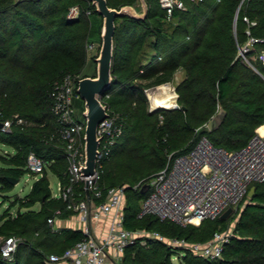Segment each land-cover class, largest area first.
I'll return each instance as SVG.
<instances>
[{"label":"trees","instance_id":"trees-1","mask_svg":"<svg viewBox=\"0 0 264 264\" xmlns=\"http://www.w3.org/2000/svg\"><path fill=\"white\" fill-rule=\"evenodd\" d=\"M146 1L145 18L115 19L113 79L101 99L109 115L118 117L123 131L105 161L99 183L104 192L113 185L126 186L127 228L206 241L215 231L228 228L238 210L227 219L217 216L180 225L154 214L139 217L140 201L149 190L145 185L166 165L169 154L189 150L202 134L217 146L239 149L264 123L260 57L264 42H255L246 52L247 59L239 53L248 36L246 29L264 38V0H246L238 13L241 0H186V7L176 8L169 19L158 0ZM107 2L114 7L136 6L138 0ZM75 5L79 14L69 17ZM87 9L96 12L89 0H0V121L12 120L15 114L32 121L24 125L14 119L9 131L0 127V146L11 148L0 152V191L12 189L9 176L20 178L28 171L29 151L47 163L30 191L16 195L11 203L18 204L16 215L0 216V247L5 237H20L12 259L3 257L0 250V264H46L49 254L62 253L83 237L81 229H53L49 223L56 209L65 211L67 203L52 196L47 174L51 171L61 183L69 182L65 142L54 133L57 122L50 91L66 74L76 77V87L78 79L88 75L82 72L90 34ZM179 69L185 72L176 84L179 107L151 109L144 93L146 81L169 82ZM219 105L226 116L216 129L208 130L205 123ZM75 190L85 196L82 181ZM36 202L41 203L38 210H21ZM177 253L180 264H264V181L255 183L220 258L210 260L141 236L115 264H174Z\"/></svg>","mask_w":264,"mask_h":264},{"label":"built area","instance_id":"built-area-1","mask_svg":"<svg viewBox=\"0 0 264 264\" xmlns=\"http://www.w3.org/2000/svg\"><path fill=\"white\" fill-rule=\"evenodd\" d=\"M241 0L238 9L243 2ZM165 10L167 18H171L176 8H185L186 0H158ZM92 12L85 11L86 15ZM79 8L72 6L69 17H77ZM247 22L248 18L245 17ZM247 39L240 46L239 53L247 59L246 52L257 41L264 38L250 34L246 29ZM94 43H87V48ZM260 57L264 62V51ZM76 87V77L66 74L57 80L51 91L54 118L57 122L55 134L64 141L65 156L68 162V183L59 184V198L67 203V208L78 213L82 222L83 237L62 253H51L45 258L46 264H115L122 258L127 246L133 244L141 236H149L167 242L174 247L188 249L194 254L207 259L220 258L225 244L233 234L232 227L223 231H215L206 241H187L182 237L166 238L157 231L144 229L131 230L124 225L125 185H113L103 191L99 183L105 161L109 159L112 147L123 131V125L116 115H108L98 124L101 136L95 172L90 176L81 174L80 167L84 162V130L85 120L74 116L72 96ZM173 107H179L176 101ZM151 103V109H154ZM15 119V120H14ZM30 125L32 121L15 114L13 119H6L2 130L9 131L12 122ZM264 125V123H263ZM197 130V129H196ZM47 163L33 150L26 156L28 171L41 176ZM88 180L90 195L80 197L75 185L81 181L85 189ZM264 181V132L256 129L255 134L239 149L227 150L217 146L206 135L202 134L195 145L187 151L173 156L169 155L166 165L157 171L149 180V190L140 201L138 216L154 214L160 219L170 220L180 225L198 224L204 218L220 216L227 208L233 213L247 197L250 186ZM91 197L95 202L91 206ZM60 210V209H59ZM57 210V212H59ZM103 216L110 218L105 234L98 238L92 229L91 220ZM49 223L53 218L48 219ZM20 237L10 235L3 239L0 250L3 257L12 259ZM142 243L145 239L140 240Z\"/></svg>","mask_w":264,"mask_h":264},{"label":"water","instance_id":"water-1","mask_svg":"<svg viewBox=\"0 0 264 264\" xmlns=\"http://www.w3.org/2000/svg\"><path fill=\"white\" fill-rule=\"evenodd\" d=\"M94 6L96 12L102 16L101 25V43L98 54L95 57L96 72L93 75H85L78 79L76 91L84 100L83 116L85 120L84 130V162L80 167L81 174L90 176L95 172L97 156L101 136L98 134V124L106 118L109 113L106 104L101 96L110 86L112 75V60L114 56V31L116 27L115 19L117 16H130L137 19L145 18L148 12L146 0H139L141 10L133 4H124L120 7H114L108 4L107 0H89ZM226 110L219 105L217 111L207 120L208 130L216 129L224 120ZM3 122L0 121V126ZM9 179L15 184L19 178L9 176ZM88 190V180L85 181ZM147 183L145 187L147 188ZM255 191V185H252L248 191L251 198ZM233 212V208H227L220 218L226 219Z\"/></svg>","mask_w":264,"mask_h":264},{"label":"rangeland","instance_id":"rangeland-1","mask_svg":"<svg viewBox=\"0 0 264 264\" xmlns=\"http://www.w3.org/2000/svg\"><path fill=\"white\" fill-rule=\"evenodd\" d=\"M140 7L139 2H137V8ZM94 16L97 15V12H94L93 14ZM92 16L91 19L94 17ZM83 73L85 74H94L96 72V62L95 59L92 56H88L85 66L83 67L82 70ZM164 83H170L171 88L174 89V84L170 81V82H154V81H146V85L144 88V93L146 94L148 100L150 97V100L153 102V100L151 99L152 97L150 96L149 90L153 89L157 86H160ZM72 106H73V110H74V116L79 119V120H84V116H83V110H84V100L81 98L80 95H76L73 94L72 96ZM158 109L160 108H164V107H156ZM10 150L11 148L5 146V145H1L0 146V152H5L6 150ZM170 155V154H169ZM169 158V156H168ZM1 164V163H0ZM48 179L50 182V187L52 192H58V185H59V178L57 177V175H55L54 173H52L51 171H48ZM38 174H35L33 172L27 171L26 173L22 174L20 176V178L18 179V181L13 184V187L11 190L5 192L0 191V216H4V215H16L17 211H18V204L15 203L13 205H11V203L15 200L16 195L22 196L27 194V192L30 191L32 184L34 183V181L37 179ZM250 198H246L245 200H243V202L241 203V205L238 208V211L241 210V208L244 206V204L246 202H249ZM39 202L35 203L38 204ZM126 203V200H125ZM34 204V205H35ZM33 205V206H34ZM33 206L30 207H22L21 209L24 210H28V208H33ZM238 211L236 212V214L232 217V219L229 222V228L232 227V225L235 222V219L238 216ZM3 222V219H0V224ZM173 262L174 264H180V254L177 253V255L175 254L173 256ZM108 264H112V263H108Z\"/></svg>","mask_w":264,"mask_h":264},{"label":"crops","instance_id":"crops-1","mask_svg":"<svg viewBox=\"0 0 264 264\" xmlns=\"http://www.w3.org/2000/svg\"><path fill=\"white\" fill-rule=\"evenodd\" d=\"M138 2H139V4H140V1L138 0ZM136 8H137V2H136ZM137 9H139V10H141V5H140V7L139 8H137ZM240 9V8H239ZM239 9L237 8V13H238V11H239ZM94 14V12H91L89 15H88V17H89V20H90V34H89V38H88V41H87V43H94V46L93 47H91V48H87V43H86V49H87V51H88V56L90 55V56H93L94 54H96V52L98 51V48H99V46H100V43H101V34H99L100 32L99 31H101V29H100V26L102 25V16L101 15H99L98 13H97V15L96 16H94L93 15ZM92 16H94L92 19H91V17ZM169 19V18H168ZM184 70L183 69H179V70H177L174 74H173V76H172V78H171V82L174 84V96L176 97V100H177V98H178V94H177V92H176V84L177 83H179L183 78H184ZM88 75H92V74H88ZM170 82V81H169ZM169 85H170V83H169ZM170 87H171V85H170ZM149 99H150V97H149ZM177 103H178V101H177ZM263 124H261L260 126H258L256 129L257 130H259L260 132H264V129L262 130L261 129V126H262ZM205 126H206V123H205ZM248 142V141H247ZM53 173V172H52ZM38 178V177H37ZM59 182V184L61 183L60 182V180L58 181ZM252 185H255V183H253ZM251 185V186H252ZM250 186V187H251ZM83 187H84V184H83ZM84 189H85V187H84ZM250 189V188H249ZM76 191V190H75ZM51 192H52V190H51ZM58 192H59V185H58ZM58 192H52V196L53 197H58L59 198V196H58ZM77 192V191H76ZM28 193V192H27ZM84 193H85V196H83V194L80 192V191H78L77 192V195L78 196H80V197H87V195L88 196H91L90 195V191H87V189H85V191H84ZM22 196H24V195H22ZM246 198H250L248 195H247V197ZM245 198V199H246ZM244 199V200H245ZM125 200H126V197H125ZM96 201H98V200H94V198H92L91 197V206H94V204H95V202ZM37 203V202H36ZM33 206V205H32ZM41 207V203L39 202L38 204H35L34 206H33V208H31V209H36V210H38L39 208ZM238 208H239V206H238ZM238 208L236 209V210H238ZM28 209H30V208H28ZM242 209V208H241ZM22 211H26V210H24V209H21ZM57 210H59V208L58 209H56V211H55V213H54V216L52 217L53 218V222L51 223V225H52V227H53V229H58V228H73V229H81V227H82V222L80 221V219H79V215H78V213L76 212V211H74V210H71V209H69V208H67L65 211H61V210H59V212H57ZM71 210V211H70ZM235 213V212H234ZM233 212H232V214L231 215H233L234 214ZM239 213H240V210L238 211V216H239ZM230 215V216H231ZM229 216V217H230ZM238 216H237V218H238ZM228 217V218H229ZM237 218L235 219V221L237 220ZM227 219V218H226ZM109 223H110V218L108 217V216H103V217H101L100 219H98V220H91V225H92V229H93V232H94V234L98 237V238H101L104 234H105V232H106V229H107V227L109 226ZM199 224V223H198ZM234 224H235V222H234ZM234 224L232 225V230H233V227H234ZM229 227V226H228ZM106 264H108V263H106Z\"/></svg>","mask_w":264,"mask_h":264},{"label":"bare ground","instance_id":"bare-ground-1","mask_svg":"<svg viewBox=\"0 0 264 264\" xmlns=\"http://www.w3.org/2000/svg\"><path fill=\"white\" fill-rule=\"evenodd\" d=\"M149 93L152 97L151 99L153 100L152 103L155 106L170 107L175 100L174 90L170 87L169 83H164L160 86L150 89ZM261 129H264V125L261 126Z\"/></svg>","mask_w":264,"mask_h":264},{"label":"clouds","instance_id":"clouds-1","mask_svg":"<svg viewBox=\"0 0 264 264\" xmlns=\"http://www.w3.org/2000/svg\"><path fill=\"white\" fill-rule=\"evenodd\" d=\"M175 97V96H174ZM177 101V100H176ZM149 102H150V105L152 103V101L149 99ZM170 107H173L172 105ZM170 107H167V108H170ZM154 109H157L156 107ZM3 122V121H2ZM1 127V126H0Z\"/></svg>","mask_w":264,"mask_h":264}]
</instances>
